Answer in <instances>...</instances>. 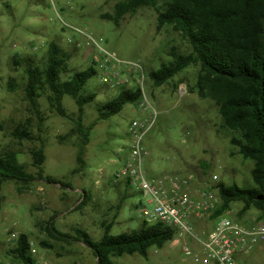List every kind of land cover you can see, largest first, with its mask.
I'll use <instances>...</instances> for the list:
<instances>
[{"label":"rangeland","instance_id":"374dc122","mask_svg":"<svg viewBox=\"0 0 264 264\" xmlns=\"http://www.w3.org/2000/svg\"><path fill=\"white\" fill-rule=\"evenodd\" d=\"M119 1L0 0V153H17L20 164L36 177L32 152L43 141L44 175L69 186L38 180L30 185L6 182L0 186L2 264H23L12 254L22 234L38 251H30L34 264H97L85 245L53 239L47 231L52 219L58 231L75 235L77 229H82L95 242L104 235L103 222L112 224V236L131 233L145 222L140 210L142 206L149 207L147 198L124 181L114 180L122 167L120 156L129 150V126L133 120H154L143 141L148 153L143 169L148 179L193 174L197 179L194 187L201 190L233 182L244 189L255 188L250 174L253 164L232 147L233 135L222 129L218 105L191 92L199 69L189 67L161 87H156L149 77L171 60V49L188 53V43L171 28L157 31V16L150 8L127 15L119 27L103 20L102 15L114 14ZM51 44L68 55L69 73L64 79L89 67L97 71L86 87L96 100L85 107L82 117L84 127L90 129L82 165L78 156L84 140L75 102L68 96L63 99L66 117L58 114L47 95L38 99L36 108L32 107L25 92V67L13 64V58L19 55L43 67ZM103 65L120 71L130 81L127 88L140 87L142 102L146 99L148 103L144 107L139 103L127 105L120 115L100 120L97 107L122 90H110L103 83L102 76L107 71ZM20 131L29 133L34 140L15 138L13 135ZM85 194L88 199L84 202ZM241 208V204H233L225 216L245 225L244 220L237 219ZM257 215L252 210L247 218ZM194 233L199 235L196 228ZM185 243L195 254H203L200 245L188 239L181 240L180 245L170 242L163 249L152 248L147 257L135 254L116 257L114 262L203 264L184 254ZM242 263L264 264V244L244 257Z\"/></svg>","mask_w":264,"mask_h":264},{"label":"trees","instance_id":"16d2710c","mask_svg":"<svg viewBox=\"0 0 264 264\" xmlns=\"http://www.w3.org/2000/svg\"><path fill=\"white\" fill-rule=\"evenodd\" d=\"M143 8L156 13L157 31L171 28L190 47L188 53L171 49V60L149 74L154 85L161 87L189 67H197L199 72L191 92L218 105L222 129L233 135L232 147L245 161L253 164L250 174L255 188L244 189L236 182L216 185L214 189L221 205L210 220L226 214L233 204L239 203L242 205L237 213L239 219L255 210L258 221H264V0H120L114 14L102 15V19L119 27L127 15L134 16ZM67 61L68 55L55 44L50 45L43 67L30 57L22 59L16 55L13 58L14 66L25 67V92L32 107L36 108L38 99L47 95L58 114L66 117L63 99L68 96L77 105V124L84 140L78 156V163L82 165V155L90 136V129L84 127L82 117L85 107L96 100V95L89 93L86 87L97 71L89 67L64 79L69 73ZM9 84L15 88L12 82ZM142 96L140 87L123 88L116 97L97 107L100 120L120 115L125 106L138 104ZM13 136L19 140H34L25 131ZM40 144V148L32 152L36 177L20 164L17 153H0V186L6 182L30 185L38 180L69 187L44 175L46 155L44 142L40 141ZM87 199L85 194L84 202ZM102 226L104 235L98 242L82 229H77L75 235L58 231L53 219L47 231L59 242L85 245L92 251L97 264H115L114 258L135 254L147 257L152 248L163 249L177 234L174 228L146 221L131 233L118 236L110 234L111 223L103 222ZM42 245L50 248L46 243ZM30 249L29 237L22 234L12 254L23 264H34Z\"/></svg>","mask_w":264,"mask_h":264},{"label":"built area","instance_id":"2783aa9c","mask_svg":"<svg viewBox=\"0 0 264 264\" xmlns=\"http://www.w3.org/2000/svg\"><path fill=\"white\" fill-rule=\"evenodd\" d=\"M136 67L143 74L141 68ZM105 69L107 71L103 73L102 81L110 90L129 87L130 81L120 71ZM144 103H148L146 99L139 102L141 107H144ZM153 124L154 120H133L130 123L128 154L120 160L122 167L114 180L127 182L147 198L149 207L142 206V216L150 224L161 223L176 229L174 244L180 245L181 240L192 239L200 245L202 255L192 252L187 243L183 247L184 254L196 263L243 264L244 257L264 244V221H258V216L237 217L238 221H245L246 224L242 225L225 214L210 220L220 208L221 200L211 187L205 190L195 188L197 179L193 174L148 179L143 169L144 159L148 155L143 141ZM195 228L199 235H195ZM12 238H16L15 235ZM30 251L33 254L38 252L33 244Z\"/></svg>","mask_w":264,"mask_h":264},{"label":"crops","instance_id":"0c3cea01","mask_svg":"<svg viewBox=\"0 0 264 264\" xmlns=\"http://www.w3.org/2000/svg\"><path fill=\"white\" fill-rule=\"evenodd\" d=\"M128 154V152L125 155H121V159H123L124 157H126V155ZM262 246V245H261ZM259 248V247H258Z\"/></svg>","mask_w":264,"mask_h":264}]
</instances>
